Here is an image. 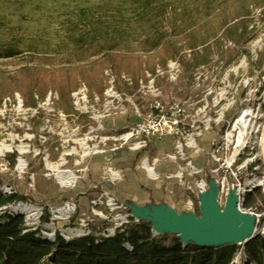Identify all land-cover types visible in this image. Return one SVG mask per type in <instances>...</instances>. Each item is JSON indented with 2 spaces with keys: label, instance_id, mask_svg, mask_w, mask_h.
Here are the masks:
<instances>
[{
  "label": "rangeland",
  "instance_id": "374dc122",
  "mask_svg": "<svg viewBox=\"0 0 264 264\" xmlns=\"http://www.w3.org/2000/svg\"><path fill=\"white\" fill-rule=\"evenodd\" d=\"M229 20L240 22L241 26L247 23V30H240L245 36L231 38V31L222 27ZM169 41L178 44L182 68L176 81L167 76L157 78L165 97H209L214 95L209 92L219 91L223 86L221 80L227 78L224 85L230 96L242 99L244 95H256L264 107V0H0V52L8 48L20 52L14 57L0 58L3 74L16 73L26 65L44 64L46 69L55 70L63 61L74 66L91 64L97 56L78 58L90 54L87 48L96 50L105 45L113 47L117 62L121 59L128 68L121 73L133 77L135 70L141 77L144 71L151 70L152 61L156 67H162L174 59L160 62ZM190 48L191 55L187 57L184 51ZM30 58L34 61L29 64ZM106 69L114 73L111 67L100 72L103 91ZM82 83L87 85L79 77L78 86ZM87 87L88 102L81 105L72 99V91L70 105L63 107L58 91L52 89L54 94L50 91L36 107L20 101V91L16 90L15 98L0 101V144L12 145L5 158L14 156L17 161L18 146L28 149L22 155L28 162L23 178L15 176L13 167L6 172L0 170L4 185L11 184L17 192L29 194L37 204L15 203L27 202L40 208L39 220L27 224L40 228L43 234L55 235L59 231L65 235L64 230L69 227H79L85 233L109 235L133 216L132 207L152 213L167 206L188 218L200 217L201 199L195 177L187 176L193 189L170 177L177 167V162L166 157L174 152L171 137L154 140L148 150L150 157L160 159L156 166L158 180L150 178L141 167L142 153L124 149L99 151L76 164L83 152L81 140L86 139L90 146L98 144L103 150V136L136 122L130 100L140 101L136 88L120 81L117 88L128 97L124 101L128 110L122 114L106 102L97 88ZM141 110L147 112L144 106ZM99 126L100 129H94ZM217 131H207L199 138L201 153L189 152L193 163L204 168L205 178L211 164L210 141ZM3 157L0 156V163ZM46 160H65L63 168L74 170L79 175L77 182L62 187L47 168ZM109 166L120 173L117 179L108 173ZM15 203L3 208L15 212ZM67 203L74 207V212L66 219L54 218L56 210ZM260 205L259 201L257 206ZM46 208L50 212L48 222L42 221ZM245 248L246 244H239L233 264H248L243 254Z\"/></svg>",
  "mask_w": 264,
  "mask_h": 264
},
{
  "label": "built area",
  "instance_id": "2783aa9c",
  "mask_svg": "<svg viewBox=\"0 0 264 264\" xmlns=\"http://www.w3.org/2000/svg\"><path fill=\"white\" fill-rule=\"evenodd\" d=\"M184 52L187 57H190L191 48ZM181 55L179 53L175 59L169 60L166 66L156 67L153 71L149 69L144 71V74L137 79L124 72L117 75L106 69L104 74L107 84L103 94L106 102L112 103L122 114L127 112L128 108L124 101L128 100V97L123 96V89L117 88L120 81L129 87L136 88L140 101L130 100L137 117L136 122L125 124L120 130H115L113 134L103 136L101 141L104 148L101 150L100 145L97 144L99 151H121L124 149L131 153H142L141 167L150 178L158 180L160 174L156 171V166L160 159L150 157L148 150L154 140L160 141L165 137H171L174 143V152L168 153L166 157L177 162V167L175 173L170 177H175L178 183L188 185L189 189H193V185L187 176L195 177V185L199 194L208 190L210 178L215 179L221 207L230 193L234 192L238 198L236 205L243 212L256 216L255 223L259 224L257 231L259 235H264V206L259 209L257 205L251 207L245 205L246 195L257 189L261 190L264 197L263 102L261 98H257L256 95L252 97L251 94L244 95L242 99H238L235 95L230 96L226 89L227 86L224 85L227 78L221 80L223 86L219 88V91L209 92H214V95L209 97L200 99L165 97L162 89L157 85V78L167 76L171 81H176L182 68ZM50 93L54 94L52 91ZM88 93L87 85L82 83L72 93V99H76L77 105L87 104ZM141 106L147 109L146 113L141 110ZM228 116L230 117L228 118ZM100 125L103 129L104 126ZM94 129H100V126ZM214 129L219 131L210 141L211 164L207 167L208 176L205 178L203 176L204 168L193 163L189 152L201 153L203 147L199 138L204 136L207 131ZM6 155L0 163V170L6 172L13 167L15 176L19 179L23 178L28 162L25 160V167L21 169L19 168V156L13 164L10 158H5ZM181 161H185L186 164H182ZM146 164H152L154 174L150 175ZM51 172L53 173V171ZM108 173L114 179L120 176V173L112 166L108 167ZM58 183L61 185L59 181ZM0 191L10 193L16 190L11 184H2ZM25 218L27 223L32 222L27 216ZM243 254L248 261L249 257L245 251Z\"/></svg>",
  "mask_w": 264,
  "mask_h": 264
},
{
  "label": "trees",
  "instance_id": "16d2710c",
  "mask_svg": "<svg viewBox=\"0 0 264 264\" xmlns=\"http://www.w3.org/2000/svg\"><path fill=\"white\" fill-rule=\"evenodd\" d=\"M222 27L231 31V38L237 39L240 35L245 36L240 30L248 28L247 23H242L241 26L240 22L234 23L230 20L224 22ZM166 44L163 59L160 61L163 63L170 58L175 59L180 52L178 44L170 41ZM87 50L91 51L90 54L83 52L84 55L78 60L97 56L91 64L74 66L66 65L71 63L63 61L55 70H48L42 64L40 67L23 66L16 73H0V101L7 96L15 98L16 91H20L24 104L36 107L38 101L45 100L52 89L58 91L62 106L68 107L72 91L77 90L79 77L91 89L95 87L103 95L104 91L99 85L100 72L111 67L114 73L120 75L123 69L128 68L123 66L121 59L117 62L113 47L107 48L104 45L96 50ZM19 54L15 49L8 48L6 52H0V58ZM33 61L34 58H30L27 62L30 64ZM47 63L49 62L45 64ZM155 67L156 62L152 61L149 68L153 71ZM132 72L133 78L137 79V71ZM11 161L15 163L14 156ZM17 182L16 179L14 183ZM3 183V177L0 176V185ZM245 198L246 207L255 206L259 201L262 203L258 206L259 209L264 206L260 189L247 194ZM17 201L37 204L29 194L0 191V264H233L238 256L239 244L210 247L199 246L193 242L184 244L176 234L167 232L157 235L150 221H137L133 216L115 227V232L109 235L89 232L67 240L61 232L56 231L54 240H50L44 238L40 228L29 226L24 214L9 212L3 208ZM196 211L199 213L198 207ZM42 218L45 222L50 220L48 208ZM245 252L249 257L248 264H264V235L253 237L246 244Z\"/></svg>",
  "mask_w": 264,
  "mask_h": 264
},
{
  "label": "water",
  "instance_id": "95a60500",
  "mask_svg": "<svg viewBox=\"0 0 264 264\" xmlns=\"http://www.w3.org/2000/svg\"><path fill=\"white\" fill-rule=\"evenodd\" d=\"M209 188L200 196V217L188 218L181 214V218L173 216L169 207H161L152 213H144L139 208H133V217L150 221L152 229L156 233L176 234L181 242L187 244L193 242L199 246H223L224 244H247L253 237L259 234L256 216L243 212L237 205V196L231 192L223 207L218 198V189L215 179L208 180ZM171 209V208H170ZM13 210L18 213L16 209ZM173 210V209H172ZM175 211V210H174ZM24 214L23 212H19ZM29 221V219H28ZM157 227L161 231L157 230ZM115 230L112 232L114 233ZM86 234H76L82 236ZM65 239L71 236L62 234ZM44 238L54 240L55 235L43 234ZM74 237V236H73Z\"/></svg>",
  "mask_w": 264,
  "mask_h": 264
},
{
  "label": "bare ground",
  "instance_id": "6f19581e",
  "mask_svg": "<svg viewBox=\"0 0 264 264\" xmlns=\"http://www.w3.org/2000/svg\"><path fill=\"white\" fill-rule=\"evenodd\" d=\"M80 146H82L83 148V152L81 153V157L80 159H77V163L76 164H80L83 162V158L87 155H92L94 153L99 152V146L97 144H94L93 147L89 146L86 139H83L80 141ZM12 145L10 143L8 144H0V156H4L6 154V152H8L9 150H12ZM19 148V152H20V156H19V168H23L25 167V159L22 156L24 152H27V147L23 146H18ZM74 153L76 155H80L79 151H74ZM47 167L50 171H53V174L56 175L57 180L61 183L62 186L66 187V186H72L74 185L78 178L79 175L76 174V172L72 169H64L63 166L66 164L65 160H61V162L56 163V162H50L47 161ZM147 167V171L151 174H154V168L149 164H146ZM13 208L16 209L18 212H23L24 214H26V216L33 222H37L39 220V215H40V208H38L36 205L31 204V203H27V202H18L13 204ZM169 210L171 211V214H173V216L175 217H179L181 218L182 215L178 214L176 211L172 210L169 208ZM74 212V207L70 204L67 203L65 206L59 207L56 210V213L54 214V218L57 219H66L68 216H70L72 213ZM183 217V216H182ZM158 231H161V229L159 227H157ZM65 231V235L71 236L73 234H78V233H82V229L79 227H75V228H68Z\"/></svg>",
  "mask_w": 264,
  "mask_h": 264
}]
</instances>
